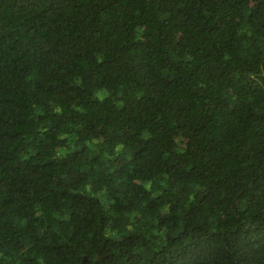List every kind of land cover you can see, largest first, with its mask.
I'll list each match as a JSON object with an SVG mask.
<instances>
[{
	"label": "trees",
	"instance_id": "trees-1",
	"mask_svg": "<svg viewBox=\"0 0 264 264\" xmlns=\"http://www.w3.org/2000/svg\"><path fill=\"white\" fill-rule=\"evenodd\" d=\"M0 264H264V0H0Z\"/></svg>",
	"mask_w": 264,
	"mask_h": 264
}]
</instances>
